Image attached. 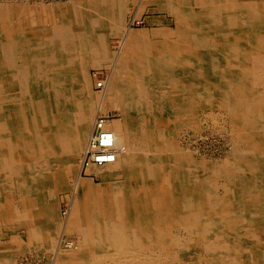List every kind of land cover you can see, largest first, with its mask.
<instances>
[{"label": "bare ground", "instance_id": "1", "mask_svg": "<svg viewBox=\"0 0 264 264\" xmlns=\"http://www.w3.org/2000/svg\"><path fill=\"white\" fill-rule=\"evenodd\" d=\"M93 2L92 16L63 8L29 29V20L18 19L25 12L0 6V217L27 231L31 242L10 240L12 246L0 249V264L13 262L5 253L37 244L55 250L53 233L66 228L85 246L80 257L61 255L59 264H154L169 257L170 247L180 258L208 255V264H264V0H136L131 25L135 18L141 23L140 9L149 2L174 18V27L154 28L156 44L150 35H131L129 25L123 30L126 0ZM111 32L121 38L117 63L127 76L113 85V97L126 115L152 116L159 106L154 91L172 83L175 95L164 110L170 124L173 116L186 123L203 103L224 107L248 147L238 151L235 182L224 184L220 197L218 173L171 144L167 122L145 117L140 129L123 130L112 121L118 154L109 165L124 159L125 178L115 189L84 183L64 227L53 215L54 201L80 157L82 173L94 127L77 71L110 59ZM175 229L186 232L185 242Z\"/></svg>", "mask_w": 264, "mask_h": 264}, {"label": "rangeland", "instance_id": "2", "mask_svg": "<svg viewBox=\"0 0 264 264\" xmlns=\"http://www.w3.org/2000/svg\"><path fill=\"white\" fill-rule=\"evenodd\" d=\"M94 3L95 2H93V0H0V6L13 7V8L16 7V8H19L22 12L26 13L25 15H20V17H18V19L22 18L23 20H26V21L29 20L28 24L30 26L28 24L25 26L26 21L24 22L25 29L31 28V25L32 23L34 24L35 20H48L49 21V19H51L52 15L55 12H57V10L63 9V8L69 9L71 12H73L75 17L83 13L85 15L88 14L89 16H92L95 13L93 9ZM125 3L128 6V12L126 14L125 26L123 25L124 26L123 30H125V28L128 27L127 25H129L130 26L129 32L131 35H134L136 37L150 35L148 36L150 37L149 38L150 41L156 44V41L158 42V39L160 40V37L153 36L154 28L174 27V24H175L174 18L171 15H169L167 12L160 11L156 4H151L150 2L147 3L145 6H142L140 9L141 13L139 14H141V23H139L138 18L137 19L135 18L134 24L131 25L130 22H132V20L134 19V15L137 12L136 0H126ZM107 26L108 25L105 24L104 26L105 30H107L108 28ZM155 38L156 40H154ZM106 39H107L106 43H108L107 48H108V52L110 53L109 55L110 59L106 63L102 64L101 66L93 65L88 68L82 67L81 69H79V72L77 71L78 86L80 88V96L83 97L87 102H89L93 108L92 114H91L92 115L91 128L96 118V113L98 114L101 112L103 114H112L113 121L115 123L121 124L123 130H127L129 126L131 129L134 127L137 129H140L141 122H143V118L145 117L150 119L149 123H152V122L154 123L157 118L164 120L160 122H163L161 123V125H165V122H167L166 130L172 136V141L174 140L173 142H171V144H177L176 146H179L178 148L182 152H185L186 154H188L195 164L198 163L197 165H201L203 163L204 167L205 166L209 167V165L211 164L210 168H213L215 170L214 172L218 173V179L217 177H214L215 179L214 181H215V184L219 185L218 186L219 196L223 197V194H224L223 185L226 183H230V182L234 184L235 182L234 174H236V171L238 170V167H239V163L241 162L239 159L238 151L244 150L248 147L247 143L244 144V142L238 138V134L236 136V133H234L232 118L229 116L228 110L225 109L224 107H218V109L214 108L215 110H213L211 105L207 103L205 104L203 103L202 104L203 107L202 105H200L197 108H195L197 113L194 111L195 113L189 116L190 120L187 121L186 123L180 121L179 117L173 116L174 119L173 121L171 120L172 124H170V120L168 119L170 118V116L165 114L166 113L165 111L168 110L169 108L167 105L168 101L172 98L173 95H175L174 90L176 89L174 88L175 86H173L174 84L162 82V83H159L161 86H159L157 90L155 91L153 90L156 95V102L157 104H159V106H158V110L154 112L152 116L148 114L145 115L143 113L140 114L141 112L136 115L133 114V116L130 113L126 115L120 109V107H117L115 105L114 97H113L115 96L113 85L116 84V82H118L120 78H122L125 75L124 72H122L123 68L120 67V63H117L119 61L117 54L120 52V49H121V38L119 34H113L111 32L107 34ZM128 45L129 46H127V48L131 47L130 44ZM124 50H122V52H124ZM125 52L129 53L130 50L128 51L125 50ZM126 53H121V54H126ZM130 54H133V53H130ZM115 68L117 69L119 68L121 73L118 74ZM113 71L116 72L115 74L117 75L113 74ZM124 77L127 78L126 75ZM99 78H107L106 79V83H107L106 90H104V88L100 89L96 87V84ZM205 83L207 86H210V83L207 82V80L205 81ZM102 98H104L103 103H101ZM138 109L139 107L134 110L138 111ZM213 111L214 113L213 115H211V112ZM133 133L134 132L130 131V137L132 139L137 137L136 135H134L136 133L134 134ZM137 141L139 142V139H137ZM81 160H82V157L78 158L77 160L78 162H76V165L74 166V168L73 169L69 168L70 170L69 169L66 170V175H67L65 179L66 186L62 190H59L57 192L56 200L54 201V205H53L54 214L53 215L54 217L57 218L59 223L64 225V227H66L67 225V221H66L67 211L69 210L71 206V202L73 203L75 198L78 199V198L83 197L85 189L82 187V185H84V183L88 185H92L93 188H97L99 186H104V185H107V186L110 185L111 187L115 189L117 185L120 184L125 178L124 167H123L124 159H121V161L118 164L109 165L103 168L92 167L89 170L83 169L82 173L80 171ZM200 161H201V164H200ZM206 174L208 177L209 175L210 176L212 175L208 173ZM226 179L228 180L226 181ZM260 192L263 193L264 195L263 190H260ZM242 198L244 197L242 196ZM244 209L246 210L245 207ZM11 223L10 221L4 220L3 218L0 217V239L3 240V243L2 242L0 243V246H1L0 249L2 250V247H4V245L12 246L11 241H14L15 239H17L15 242H20L21 244H26L27 246H30L31 242L29 240V237L27 236V231L25 232L23 228L13 227L11 226L12 225ZM66 229L60 232L53 233L54 239L58 241L56 247L53 248L56 251L46 249L44 246H42V244H37L35 245L34 250L26 249L23 252H20L16 255H8L7 253L5 254L6 256H8L9 261H13L12 264H20L24 258L26 257L31 258L36 255H40V257H43V261L47 260L48 258L49 259L55 258L56 264H59L58 258L61 255L66 254V253L74 254L77 257H80L82 253V247L85 246L84 242L81 239V236L79 234L75 232H68ZM181 231H178L177 229H175L173 230V233L176 236L181 235L180 237L179 236L178 237L181 239L183 238L185 242V237L187 234L184 230H181ZM64 240L73 241L75 244V247L73 249H67L68 247L66 248L64 246V243H63ZM142 240H145V239H142ZM174 248L175 247H170L169 250H166L167 252L170 251L169 253H167L170 259H168L169 257L166 255L167 257L166 259L164 258L159 259L160 261H157L154 264H161V263L163 264H167V263L168 264L169 263L170 264H208L210 261L208 255L204 256L205 259L204 257L201 258L202 256H193V255L189 257H184V258H180V256L176 257L178 255L177 253L178 249L177 248L174 249ZM1 250H0V253H1ZM53 253L55 254L53 255ZM171 253L174 255H171ZM170 255L172 257L174 256V258H171ZM110 260L111 259H106V262L108 263L110 262ZM176 260L177 261L179 260V262H177Z\"/></svg>", "mask_w": 264, "mask_h": 264}, {"label": "built area", "instance_id": "3", "mask_svg": "<svg viewBox=\"0 0 264 264\" xmlns=\"http://www.w3.org/2000/svg\"><path fill=\"white\" fill-rule=\"evenodd\" d=\"M107 78H99L97 88L103 89ZM112 114L98 113L94 120V127L89 138L86 155L84 158V169L92 166L104 167L117 160L116 136L111 128ZM45 256V255H44ZM51 259L43 261L40 255L24 258L22 264H49Z\"/></svg>", "mask_w": 264, "mask_h": 264}]
</instances>
